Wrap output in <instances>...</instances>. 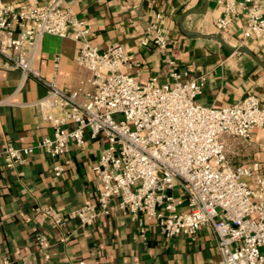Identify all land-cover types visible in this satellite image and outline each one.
Segmentation results:
<instances>
[{"label": "built area", "instance_id": "obj_1", "mask_svg": "<svg viewBox=\"0 0 264 264\" xmlns=\"http://www.w3.org/2000/svg\"><path fill=\"white\" fill-rule=\"evenodd\" d=\"M215 2L224 8L213 21L217 31H227L232 20L243 16L247 22L242 44L251 36L264 35L263 3ZM148 30L153 45L164 54L169 43L166 31L157 22ZM45 35L77 45L73 60L88 75L76 89H58L54 80L39 76L34 63ZM88 35L89 26L66 0H47L43 5L28 0L19 7L0 0L2 67L20 72L17 90L29 77L44 85L46 96L32 105L52 132L31 147L5 146L0 160L8 169L20 167L34 149H41L54 162L53 176L60 178L71 145L82 149L87 141L101 142L92 168L99 181L96 197L70 212L81 226L109 215L111 203L117 201L124 215L153 222L166 239H193L209 226L219 264H264V170L258 173L255 165L232 167L220 140L226 135L248 141L251 129L264 128L258 98L250 95L228 107L202 106L196 99L206 76L174 70L164 82L152 77L140 84L120 72L121 66L137 63L119 44L101 51L89 43ZM42 212L53 224L61 223L51 208ZM35 240L48 261V240L42 235Z\"/></svg>", "mask_w": 264, "mask_h": 264}, {"label": "crops", "instance_id": "obj_2", "mask_svg": "<svg viewBox=\"0 0 264 264\" xmlns=\"http://www.w3.org/2000/svg\"><path fill=\"white\" fill-rule=\"evenodd\" d=\"M19 7L28 0H1ZM47 0H39L44 4ZM77 18L90 29L87 40L104 51L117 43L137 65L121 66L120 72L140 84L152 77L161 82L172 70L190 76L205 75L196 102L213 108L228 107L254 95L264 109V70L251 56L230 52L219 43L180 33L178 21L187 33L221 34L230 48L242 46L264 65V35L251 36L242 44L246 19L232 20L230 28L219 32L214 19L224 8L208 0V11H197L202 0H66ZM263 3L264 0H254ZM159 16V20H157ZM158 23L169 43L161 54L149 37V26ZM77 45L67 38L45 35L40 41L34 67L44 80L55 81L58 89H76L88 73L73 58ZM173 60L174 64L169 65ZM0 58V151L5 146L31 147L52 135L32 104L46 96V88L29 77L22 89L20 72L5 70ZM226 157L232 167L253 166L264 170V128L251 129L248 141L222 135ZM101 142L87 141L82 149L70 146L68 165L60 178L53 176L52 160L34 149L23 166L8 169L0 160V264H219L216 238L203 226L193 239L164 238L150 221H132L117 201L110 214L89 226H81L70 212L96 197L98 179L92 168L102 148ZM51 208L61 223H52L42 210ZM42 235L49 242L45 261L36 244Z\"/></svg>", "mask_w": 264, "mask_h": 264}, {"label": "water", "instance_id": "obj_3", "mask_svg": "<svg viewBox=\"0 0 264 264\" xmlns=\"http://www.w3.org/2000/svg\"><path fill=\"white\" fill-rule=\"evenodd\" d=\"M208 0H202V6L201 8L197 11L199 14L204 15L207 13L208 11ZM178 26H179V30L180 33H182L185 36L188 37H200L203 39H207V40H212V41H216L217 43H219L223 48H225L226 50L230 51V52H237L240 54H245L248 56H251L252 59L264 70V65L258 61V59L252 55L250 52H248L244 47L242 46H238V47H232L230 48L227 44V42L225 41V39H223L221 34H215V36L212 35H201V34H194V33H187L186 31H184V29L182 28V24L180 23V21H178Z\"/></svg>", "mask_w": 264, "mask_h": 264}]
</instances>
